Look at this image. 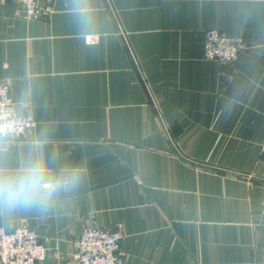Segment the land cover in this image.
<instances>
[{
    "label": "crops",
    "instance_id": "obj_1",
    "mask_svg": "<svg viewBox=\"0 0 264 264\" xmlns=\"http://www.w3.org/2000/svg\"><path fill=\"white\" fill-rule=\"evenodd\" d=\"M47 6V8H46ZM69 0L37 18L0 0V84L35 126L4 146L43 140L51 173L74 187L32 227L46 256L72 264L86 225L118 227L127 264H264V0ZM247 43L235 62L202 55L204 31Z\"/></svg>",
    "mask_w": 264,
    "mask_h": 264
},
{
    "label": "built area",
    "instance_id": "obj_2",
    "mask_svg": "<svg viewBox=\"0 0 264 264\" xmlns=\"http://www.w3.org/2000/svg\"><path fill=\"white\" fill-rule=\"evenodd\" d=\"M13 1L19 14L37 18L44 10L43 5L52 0ZM246 49L247 43L241 36L229 35L217 29L204 31L202 55L206 60L231 65ZM0 112L14 120L10 140L24 138L35 126L31 116L16 110L7 84H0ZM261 151L264 155V140ZM122 237L118 227L83 226L72 241V264H127L125 253L120 247ZM45 256L46 249L32 227L26 223L10 228L0 225V264H39Z\"/></svg>",
    "mask_w": 264,
    "mask_h": 264
},
{
    "label": "clouds",
    "instance_id": "obj_3",
    "mask_svg": "<svg viewBox=\"0 0 264 264\" xmlns=\"http://www.w3.org/2000/svg\"><path fill=\"white\" fill-rule=\"evenodd\" d=\"M69 3L78 24L82 28L90 27L92 17L87 0H69ZM14 126V120L0 112V214L32 210L45 214L61 193L75 186L77 175L70 169L51 173L50 164L39 155L43 140L36 141L19 158L7 155L4 146Z\"/></svg>",
    "mask_w": 264,
    "mask_h": 264
}]
</instances>
